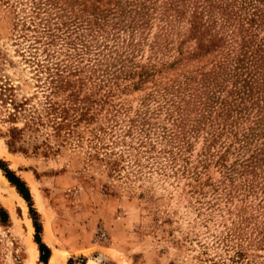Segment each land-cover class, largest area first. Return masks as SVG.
Here are the masks:
<instances>
[{"label":"rangeland","instance_id":"obj_1","mask_svg":"<svg viewBox=\"0 0 264 264\" xmlns=\"http://www.w3.org/2000/svg\"><path fill=\"white\" fill-rule=\"evenodd\" d=\"M169 1L0 0V264H264V107Z\"/></svg>","mask_w":264,"mask_h":264},{"label":"trees","instance_id":"obj_2","mask_svg":"<svg viewBox=\"0 0 264 264\" xmlns=\"http://www.w3.org/2000/svg\"><path fill=\"white\" fill-rule=\"evenodd\" d=\"M173 1H169L171 8ZM245 1L193 0L191 28L198 34V45L203 52L222 47L226 41L233 46L228 50L227 61L210 73L215 81L233 79L229 90L231 99L224 98L223 106L233 110L239 104L237 99L241 98V101L249 100L250 106H257L261 111L264 107V0L250 1L248 4ZM241 74H245V78L239 81ZM241 86H245V89L242 90ZM241 91L247 95L243 97ZM257 122L264 123V114ZM260 152L263 156L256 158V162L264 160V148ZM10 177L20 192L30 199L26 184L16 176ZM38 241L43 245L40 238Z\"/></svg>","mask_w":264,"mask_h":264},{"label":"bare ground","instance_id":"obj_3","mask_svg":"<svg viewBox=\"0 0 264 264\" xmlns=\"http://www.w3.org/2000/svg\"><path fill=\"white\" fill-rule=\"evenodd\" d=\"M18 196H19L20 199H22V197H21L20 195H18ZM55 257H56V255H55ZM58 258H59V257H58Z\"/></svg>","mask_w":264,"mask_h":264}]
</instances>
